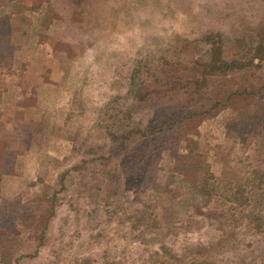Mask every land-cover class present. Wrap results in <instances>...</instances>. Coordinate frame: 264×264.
Returning <instances> with one entry per match:
<instances>
[{
    "label": "rangeland",
    "instance_id": "obj_1",
    "mask_svg": "<svg viewBox=\"0 0 264 264\" xmlns=\"http://www.w3.org/2000/svg\"><path fill=\"white\" fill-rule=\"evenodd\" d=\"M0 264H264V0H0Z\"/></svg>",
    "mask_w": 264,
    "mask_h": 264
},
{
    "label": "trees",
    "instance_id": "obj_2",
    "mask_svg": "<svg viewBox=\"0 0 264 264\" xmlns=\"http://www.w3.org/2000/svg\"><path fill=\"white\" fill-rule=\"evenodd\" d=\"M233 65H237V62L236 61H228V60H226V59H223V61L222 62H220V65H219V68H225V69H227V70H229V68H231V67H233V68H236V67H234ZM215 66H216V64H215ZM243 81H246V82H248L249 81V78L248 77H246V76H244V78L242 79ZM234 94L233 93H231L230 94V97L231 96H233ZM187 112V111H186ZM188 113V112H187ZM191 113L192 112H190L188 115L187 114H185V115H183L182 117H177L176 119H174L173 121H168L167 119H164L163 121H162V123L160 124V126H162L163 124H165V123H170V124H173V122H175L178 118H181V120H190V119H192V115H191ZM167 129H165V131H166ZM156 140V138L154 137V138H152V141H155Z\"/></svg>",
    "mask_w": 264,
    "mask_h": 264
}]
</instances>
